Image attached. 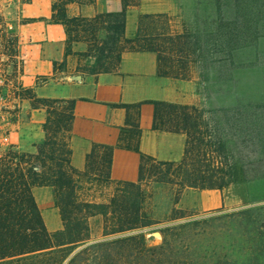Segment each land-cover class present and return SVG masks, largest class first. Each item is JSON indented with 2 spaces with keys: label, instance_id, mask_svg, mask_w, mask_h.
<instances>
[{
  "label": "trees",
  "instance_id": "trees-1",
  "mask_svg": "<svg viewBox=\"0 0 264 264\" xmlns=\"http://www.w3.org/2000/svg\"><path fill=\"white\" fill-rule=\"evenodd\" d=\"M120 13L98 14L92 18L70 17L67 8L76 3L87 5L94 0H52L51 22L64 27L66 55L69 45L79 38L89 44L82 56L96 60L97 73L112 72L127 44L136 43L139 52L156 54L159 69L166 68L165 49L159 43L173 44L181 58L188 53L199 54L196 60L207 64L212 52L200 46V36L162 35L158 24L168 25L165 15H141L138 29L132 39L125 37L127 10L135 6L130 0H121ZM223 1L217 0L219 17L215 37L220 52L232 51L254 44L264 36V0H231L226 19ZM0 22H3L0 19ZM157 24V25H156ZM148 25H152L150 28ZM6 31L7 27L3 26ZM81 33H83L81 36ZM98 33L102 36L99 38ZM12 34V33H11ZM14 34V33H13ZM163 38L165 39H161ZM13 50L9 55L18 59L17 37L13 35ZM100 39V40H99ZM195 40L192 45L191 40ZM81 41V40H80ZM190 41V42H189ZM90 43H93L90 45ZM190 44L193 51L185 50ZM214 43V42H213ZM212 43V45H213ZM226 44V49L222 45ZM211 45V46H212ZM213 53V52H212ZM181 54V55H180ZM20 61V60H19ZM21 64V62H20ZM186 65L182 66V70ZM22 97L30 102L31 110L42 109L46 119L41 128L44 139L35 145V153H26L12 145L0 152V264H247L231 259L211 260L197 257L192 250L189 235L196 222L159 230L160 245H150L145 234L137 233L113 240L91 242L88 220L95 216L104 219L103 236L132 232L151 225L141 216V185L145 163H153L160 181L176 185L179 190L222 191L240 179L239 168L251 163L255 147L264 140V103L248 104L231 110H199L162 102H147L154 106L153 129L182 133L186 136L184 154L179 162H157L143 155L138 145L121 137L119 147L139 154L141 165L137 183L118 182L114 195L107 203L81 200L76 194L80 182L110 183L109 172L115 147L93 144L86 156V171L80 173L70 164L69 135L73 120L74 101L39 98L26 90ZM141 104L132 106L139 108ZM130 139H138L141 131L132 125ZM124 133V132H123ZM50 187L55 207L59 210L63 228L49 233L43 223L32 189ZM249 210L244 211L248 213ZM264 245V234L261 241ZM261 244V246H263ZM264 250V247L260 249ZM264 252V251H263ZM256 259V258H255ZM257 260V259H256ZM257 264H264V258Z\"/></svg>",
  "mask_w": 264,
  "mask_h": 264
},
{
  "label": "crops",
  "instance_id": "crops-1",
  "mask_svg": "<svg viewBox=\"0 0 264 264\" xmlns=\"http://www.w3.org/2000/svg\"><path fill=\"white\" fill-rule=\"evenodd\" d=\"M73 16L92 18L98 14L120 13L121 0H94L87 5L76 3ZM165 15L171 35L185 33L186 24L196 19L192 0H139L137 6L127 10L125 37H134L141 15ZM52 0H23L14 14L11 26L17 37V55L21 62L23 88L32 89L39 98L74 101L73 120L69 135L71 149L70 164L80 173L86 171V156L93 144L115 147L109 172L110 183H137L141 159L139 154L119 147L121 137L131 146L138 145L139 151L157 162H179L184 154L186 136L153 129L154 106L147 102L170 103L196 109H214L224 105L212 96L211 78L203 80L202 69L191 64L186 75H163L157 56L151 52L125 50L116 70L108 73H80L83 61L72 50L66 55V33L63 26L51 22ZM214 78V76H213ZM141 104L139 108L132 106ZM46 114L42 109L29 111L28 124L35 128L33 143L25 145L19 134L11 137V145L24 148L23 152L35 153V145L44 139L41 128ZM133 124L141 134L130 139ZM124 132V133H123ZM81 190L92 183L83 180ZM197 195V207H202V192L185 189ZM219 192L216 190L211 191ZM32 194L39 208L43 223L49 233L63 228L59 210L55 207L53 190L50 187H35ZM213 199L217 200L215 196ZM219 205L224 199H218ZM183 207H186L183 205ZM192 209V207H190Z\"/></svg>",
  "mask_w": 264,
  "mask_h": 264
},
{
  "label": "rangeland",
  "instance_id": "rangeland-1",
  "mask_svg": "<svg viewBox=\"0 0 264 264\" xmlns=\"http://www.w3.org/2000/svg\"><path fill=\"white\" fill-rule=\"evenodd\" d=\"M66 0H57V3ZM135 6L139 0H130ZM223 10L226 19L230 16L227 5L231 0H222ZM23 0H0V152L7 149L15 134H19L25 139V145L31 146L35 128L28 124L30 102L22 97L27 89L21 83V64L18 59L10 58L13 50V29L15 24L14 14L18 11ZM196 19L190 25L186 24V36H200V46L206 51L212 47V52L207 56V64L201 60H196L199 55L188 53V58H181L183 55L175 53L174 45L161 42L165 49L166 68L162 71L170 74L186 75L188 67L196 64L202 69L203 80L207 81L206 73L214 74L211 80L212 96L216 94V102L223 104L209 110H231L248 104L264 103V36L257 37L254 44L232 51L231 53L220 52L215 40L218 30L217 0H192ZM67 14L73 17L74 8H67ZM139 18V17H138ZM139 19L137 21L138 25ZM157 25V24H156ZM3 26L7 27L5 31ZM153 28L152 25H148ZM157 33L171 35L169 24H158ZM12 33V34H11ZM83 33H81V36ZM85 37L87 35H84ZM102 36L98 33V37ZM174 36V35H171ZM83 38L89 41V38ZM88 37V36H87ZM79 42H72L69 47L74 51L84 49V52L77 53L79 59L83 61L80 73L83 75L97 73L99 68L96 60L91 57L82 56L87 52L89 44L79 38ZM129 39H132L130 37ZM161 39H165L162 38ZM100 40V39H99ZM192 45L195 40H191ZM190 42V41H189ZM214 42V43H213ZM213 43V45H212ZM93 43H90L92 45ZM212 45V46H211ZM137 49V44H127L125 50ZM187 51H193L190 44L186 45ZM226 49V44L222 45ZM175 51V52H173ZM116 61L111 66L105 68L116 70ZM186 69L182 70V66ZM202 110V109H201ZM255 147L251 163L239 168L240 179L237 183L228 188L213 192L204 190L202 192V207L199 211L197 207V195L188 192L187 196H182L184 190L168 182L160 181V175L155 173L153 163H145L144 181L142 182L141 216L145 221L151 223L150 226L132 232L118 235L103 236L104 219L95 216L88 220L91 242H101L113 240L132 234L143 233L150 245L157 246L162 242L160 229L178 226L185 223L197 225L189 235L192 250L195 255L211 260L231 259L239 263L257 264L258 259L264 258V250L260 249L264 245L260 242L264 234V140ZM14 146V145H12ZM22 151L24 148H18ZM85 180H83L84 182ZM92 185L87 190L77 191L76 194L81 200L94 201L97 203H107L114 195L116 183H104L100 180L92 181ZM215 196V199H213ZM224 199L219 205L218 199ZM186 206V207H183ZM192 207V209H190ZM249 210L244 214V211ZM261 244L263 246H261ZM257 260H256V259Z\"/></svg>",
  "mask_w": 264,
  "mask_h": 264
}]
</instances>
